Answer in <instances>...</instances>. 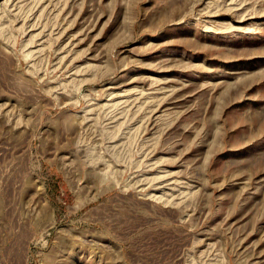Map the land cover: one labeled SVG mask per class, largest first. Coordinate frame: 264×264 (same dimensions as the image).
I'll list each match as a JSON object with an SVG mask.
<instances>
[{
  "label": "rangeland",
  "instance_id": "374dc122",
  "mask_svg": "<svg viewBox=\"0 0 264 264\" xmlns=\"http://www.w3.org/2000/svg\"><path fill=\"white\" fill-rule=\"evenodd\" d=\"M0 264H264V0H0Z\"/></svg>",
  "mask_w": 264,
  "mask_h": 264
}]
</instances>
